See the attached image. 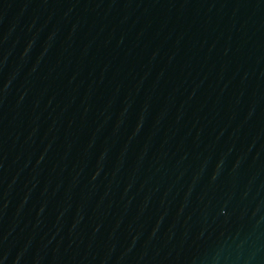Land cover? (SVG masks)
<instances>
[{"label": "water", "instance_id": "water-1", "mask_svg": "<svg viewBox=\"0 0 264 264\" xmlns=\"http://www.w3.org/2000/svg\"><path fill=\"white\" fill-rule=\"evenodd\" d=\"M0 264H264V0H0Z\"/></svg>", "mask_w": 264, "mask_h": 264}]
</instances>
